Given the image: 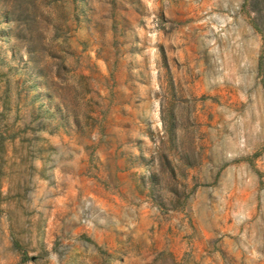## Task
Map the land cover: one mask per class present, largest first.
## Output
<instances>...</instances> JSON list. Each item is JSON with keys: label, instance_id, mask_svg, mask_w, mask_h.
<instances>
[{"label": "rangeland", "instance_id": "374dc122", "mask_svg": "<svg viewBox=\"0 0 264 264\" xmlns=\"http://www.w3.org/2000/svg\"><path fill=\"white\" fill-rule=\"evenodd\" d=\"M254 22L264 0H0V264H264Z\"/></svg>", "mask_w": 264, "mask_h": 264}, {"label": "trees", "instance_id": "16d2710c", "mask_svg": "<svg viewBox=\"0 0 264 264\" xmlns=\"http://www.w3.org/2000/svg\"><path fill=\"white\" fill-rule=\"evenodd\" d=\"M253 27H254V29H255L256 31H258V32L262 35L263 40H264V31L260 28V26H259L256 22H254V23H253ZM263 44H264V41H263ZM259 70H260V74L263 76L262 86H263V89H264V69H263V58L260 60V63H259ZM38 74H39V73H38ZM45 112H47V111H44V114H45ZM10 143H11V141H10ZM4 149H5V145H4V142H3V140H2V141L0 142V150H1V151H4ZM29 153H31V150L29 151ZM26 166H27L28 169H31V168H32V163L30 162V160L27 161ZM29 183H30V180L27 179V180L25 181L24 184H25V186L27 187ZM0 196H2V183H1V182H0Z\"/></svg>", "mask_w": 264, "mask_h": 264}]
</instances>
